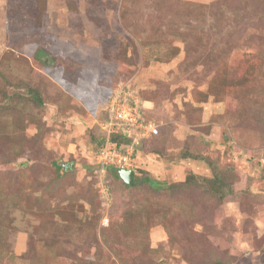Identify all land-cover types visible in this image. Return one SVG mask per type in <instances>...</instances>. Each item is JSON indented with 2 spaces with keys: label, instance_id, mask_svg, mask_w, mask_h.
Wrapping results in <instances>:
<instances>
[{
  "label": "rangeland",
  "instance_id": "obj_1",
  "mask_svg": "<svg viewBox=\"0 0 264 264\" xmlns=\"http://www.w3.org/2000/svg\"><path fill=\"white\" fill-rule=\"evenodd\" d=\"M119 83L131 185L90 163ZM217 261L264 264V0H0V264Z\"/></svg>",
  "mask_w": 264,
  "mask_h": 264
},
{
  "label": "built area",
  "instance_id": "obj_2",
  "mask_svg": "<svg viewBox=\"0 0 264 264\" xmlns=\"http://www.w3.org/2000/svg\"><path fill=\"white\" fill-rule=\"evenodd\" d=\"M141 103L138 92L124 83L117 84L108 96L104 106L108 118L104 116L101 128L107 134H124L129 141L120 145L117 142H107L94 151L92 160L99 167V172L105 173V168L109 165L125 169L135 168L136 147L143 139L158 133L156 122L146 121L140 116Z\"/></svg>",
  "mask_w": 264,
  "mask_h": 264
},
{
  "label": "trees",
  "instance_id": "obj_3",
  "mask_svg": "<svg viewBox=\"0 0 264 264\" xmlns=\"http://www.w3.org/2000/svg\"><path fill=\"white\" fill-rule=\"evenodd\" d=\"M37 9H39L37 12H41V11H44L45 12V8H44V5L42 3L41 6H38ZM101 13H105V9L102 8V9H99ZM43 13V12H42ZM46 50V49H45ZM48 50V49H47ZM49 52V50H48ZM115 87V86H114ZM113 87V88H114ZM131 88H134L133 86H130ZM112 88V89H113ZM112 93V92H111ZM110 93V94H111ZM109 94V95H110ZM32 97L34 99L35 102H37L38 104H41V97L40 95L38 94V92L36 91H32ZM142 99V97H141ZM146 105H145V101L142 99V103H141V106H140V116H142L146 121H154L156 122L154 119H152L151 117H148L147 114H146ZM157 123V122H156ZM158 125V123H157ZM159 129V127H158ZM100 131H103V130H100ZM159 134V131L156 135H151L150 137L148 138H145L143 139L140 144L136 147V149H140V147L147 141L155 138L157 135ZM93 139V142H96L95 144V148L91 151L90 154H92L94 151H96L97 149H99L100 147H102L104 144H106L107 142H117L118 145L122 144V143H127L129 141V138L124 135V134H116L114 132H111L110 134H107L105 131H103L102 135L98 136V137H92ZM56 165V169L57 170H60L62 169V164H55ZM66 165V164H64ZM67 166V165H66ZM69 167V165L67 166ZM112 167V166H111ZM107 172L111 175H113V177L115 179H119L120 178L118 177L117 175V172H116V168L112 167L110 168V166L107 167ZM220 178L218 176H216L215 178H213L212 180H209L208 182H206L208 184V186L210 187V190L211 191H214V192H218L220 191V188L218 186V183H219V180ZM192 180H196L198 181L197 177H195L194 175H187L186 179L184 180V182H192ZM135 182H137V179L135 178L134 179V184ZM124 184V183H123ZM126 185V184H124ZM215 264H222L221 262L217 261Z\"/></svg>",
  "mask_w": 264,
  "mask_h": 264
},
{
  "label": "water",
  "instance_id": "obj_4",
  "mask_svg": "<svg viewBox=\"0 0 264 264\" xmlns=\"http://www.w3.org/2000/svg\"><path fill=\"white\" fill-rule=\"evenodd\" d=\"M119 178L127 185H131L134 180V171L132 169H118Z\"/></svg>",
  "mask_w": 264,
  "mask_h": 264
},
{
  "label": "clouds",
  "instance_id": "obj_5",
  "mask_svg": "<svg viewBox=\"0 0 264 264\" xmlns=\"http://www.w3.org/2000/svg\"><path fill=\"white\" fill-rule=\"evenodd\" d=\"M138 150L139 149H137V151H136V155H137V152H138ZM94 154V152L92 153V154H90V163L92 164V165H94L95 167H97L94 163H93V160H92V155ZM110 166V168H112V167H114V168H116V172H117V170L118 169H125V168H118V167H116V166H112V165H109ZM112 166V167H111ZM108 167V166H107ZM107 167L105 168V172L107 171ZM130 169H132L133 171H134V178H135V169L134 168H130ZM97 171H98V168H97ZM99 172V171H98ZM117 175H118V173H117ZM119 177V176H118ZM133 182H134V180H133ZM127 185V184H126Z\"/></svg>",
  "mask_w": 264,
  "mask_h": 264
}]
</instances>
